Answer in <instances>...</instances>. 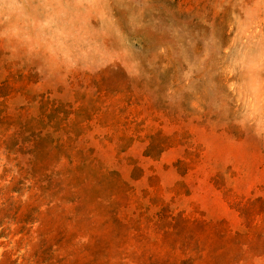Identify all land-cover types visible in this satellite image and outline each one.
I'll return each instance as SVG.
<instances>
[{"label": "rangeland", "instance_id": "rangeland-1", "mask_svg": "<svg viewBox=\"0 0 264 264\" xmlns=\"http://www.w3.org/2000/svg\"><path fill=\"white\" fill-rule=\"evenodd\" d=\"M0 264H264V0L0 26Z\"/></svg>", "mask_w": 264, "mask_h": 264}, {"label": "clouds", "instance_id": "clouds-1", "mask_svg": "<svg viewBox=\"0 0 264 264\" xmlns=\"http://www.w3.org/2000/svg\"><path fill=\"white\" fill-rule=\"evenodd\" d=\"M45 0H0V26L30 24L41 15Z\"/></svg>", "mask_w": 264, "mask_h": 264}, {"label": "trees", "instance_id": "trees-1", "mask_svg": "<svg viewBox=\"0 0 264 264\" xmlns=\"http://www.w3.org/2000/svg\"><path fill=\"white\" fill-rule=\"evenodd\" d=\"M38 219V218H37ZM38 223L40 222V223H42L39 219L38 220H36ZM39 223V225H40V227H39V229H38V232L39 233H41L42 235H49V233H51V231L52 230H50L49 228H46V229H43V227H42V224H40Z\"/></svg>", "mask_w": 264, "mask_h": 264}]
</instances>
